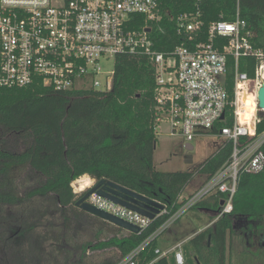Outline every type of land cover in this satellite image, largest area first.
<instances>
[{
	"label": "trees",
	"instance_id": "obj_1",
	"mask_svg": "<svg viewBox=\"0 0 264 264\" xmlns=\"http://www.w3.org/2000/svg\"><path fill=\"white\" fill-rule=\"evenodd\" d=\"M159 7L162 18L152 23L155 49L169 52L184 39L171 16L194 11L195 1L160 0ZM198 7L205 25L234 20L238 10L252 47L264 54V0H201ZM135 18L136 27L145 24L142 15ZM258 61L255 55L241 58V71L252 79ZM154 85L149 57L120 54L108 92L56 91L39 83L0 87V264H116L146 240L137 264L174 263L168 254L155 253L164 230L157 231L178 208L177 199L193 176L213 174L228 158L231 144L225 142L197 171L157 170ZM263 128L264 114L257 129ZM84 174L162 201L167 213L136 233L103 220L75 205L78 195L71 183ZM219 203L211 196L197 206L216 213ZM232 206L188 240L185 248L193 251L197 264H225L234 224L264 218V169L240 176ZM42 226L53 230L54 245L40 232ZM82 229L87 238L82 239ZM108 249L117 253L86 262L88 251Z\"/></svg>",
	"mask_w": 264,
	"mask_h": 264
},
{
	"label": "built area",
	"instance_id": "obj_2",
	"mask_svg": "<svg viewBox=\"0 0 264 264\" xmlns=\"http://www.w3.org/2000/svg\"><path fill=\"white\" fill-rule=\"evenodd\" d=\"M194 1V11L171 16L184 39L173 50L159 52L152 23L162 18L160 0H0V87L39 83L56 91L108 92L114 66L104 69L101 62L141 54L154 65L155 131L166 123L167 134L180 136L192 148L191 142L205 135L218 139V147L231 144L228 158L213 174H206L190 194L179 195L178 208L157 233L211 196L220 200L217 217L230 213L240 176L264 169V128L257 129L264 54L252 47L238 10L234 20L205 25L201 0ZM136 15L144 17V25L136 27ZM249 55L259 59L252 79L240 69V59ZM87 202L140 231L151 220L95 193ZM165 213L166 208L158 215ZM146 242L116 264H137ZM155 253H171L175 264H184L181 243L167 251L157 247Z\"/></svg>",
	"mask_w": 264,
	"mask_h": 264
},
{
	"label": "rangeland",
	"instance_id": "obj_3",
	"mask_svg": "<svg viewBox=\"0 0 264 264\" xmlns=\"http://www.w3.org/2000/svg\"><path fill=\"white\" fill-rule=\"evenodd\" d=\"M101 65L104 69L111 70L114 66L113 59L101 62ZM216 141L219 144V140L211 136H198L191 142L193 148H186L183 139L178 135L167 134L166 123H161L156 128L153 164L157 170L162 172L197 171L199 165L220 147H218V144H214ZM205 176L206 174L203 173L195 174L187 185L186 192L191 191L194 186L198 185L200 180H205ZM44 209V207L41 208L42 211ZM216 218V213L195 206L168 225L167 229L157 237V247L167 251L177 243H181L184 264H187V262L197 264L193 251L186 249L185 245L187 246L188 240L194 234L211 226ZM248 226L249 228L244 230L243 233L239 232L241 231L240 228H235L233 234L228 238L225 264H264V231H261V229L264 230V218L250 221ZM40 232L46 237L49 245H54L52 243V241L54 242L53 230L42 226ZM86 233L83 230L82 239L88 237ZM49 251L55 252V248L51 246ZM87 253L86 262L89 263L91 260L92 262H100L107 256L115 255L117 251L108 249L94 253L88 251ZM53 257L51 255L50 259ZM168 257L172 258V254L169 253ZM67 264H70V262Z\"/></svg>",
	"mask_w": 264,
	"mask_h": 264
},
{
	"label": "water",
	"instance_id": "obj_4",
	"mask_svg": "<svg viewBox=\"0 0 264 264\" xmlns=\"http://www.w3.org/2000/svg\"><path fill=\"white\" fill-rule=\"evenodd\" d=\"M257 100L258 107L260 108V115L264 114V78L261 81V84L257 91ZM186 148H192V146L185 145ZM94 179L93 184L90 188L83 191L75 201V205L79 208L96 215L103 220H106L110 223L121 226L127 231L130 232H139L140 227L123 220L117 217L114 214L108 213L104 210H101L92 204L87 202V198L95 193L113 203L119 204L125 208L133 210L148 219H153L165 208V203L154 198H151L147 195L138 193L134 190H131L127 187H124L120 184H117L106 178ZM223 202H221L222 204Z\"/></svg>",
	"mask_w": 264,
	"mask_h": 264
},
{
	"label": "bare ground",
	"instance_id": "obj_5",
	"mask_svg": "<svg viewBox=\"0 0 264 264\" xmlns=\"http://www.w3.org/2000/svg\"><path fill=\"white\" fill-rule=\"evenodd\" d=\"M263 77H264V73H263ZM91 183H92V178L89 177L87 174H84L79 178L75 179L71 184L75 192L81 193L84 190H86L87 187L91 185Z\"/></svg>",
	"mask_w": 264,
	"mask_h": 264
},
{
	"label": "flooded vegetation",
	"instance_id": "obj_6",
	"mask_svg": "<svg viewBox=\"0 0 264 264\" xmlns=\"http://www.w3.org/2000/svg\"><path fill=\"white\" fill-rule=\"evenodd\" d=\"M249 223V222H248ZM248 223L247 222H245V223H241V222H238V223H236V224H234V229L235 228H240L241 229V231H239L240 233H243L244 232V230H246V229H248L249 228V226H248ZM243 229V230H242ZM245 234V233H244Z\"/></svg>",
	"mask_w": 264,
	"mask_h": 264
},
{
	"label": "crops",
	"instance_id": "obj_7",
	"mask_svg": "<svg viewBox=\"0 0 264 264\" xmlns=\"http://www.w3.org/2000/svg\"><path fill=\"white\" fill-rule=\"evenodd\" d=\"M201 181H202V180L199 181L198 185L201 183ZM198 185L194 186L193 189H192L191 191H189V192H186V188H185V190H184L182 193H183L184 195H188V194H190L192 191H194L195 188L198 187Z\"/></svg>",
	"mask_w": 264,
	"mask_h": 264
}]
</instances>
